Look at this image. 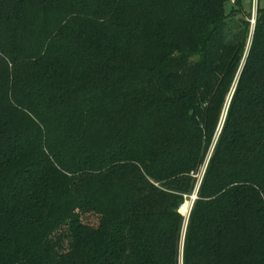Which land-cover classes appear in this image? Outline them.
Here are the masks:
<instances>
[{
    "label": "trees",
    "instance_id": "16d2710c",
    "mask_svg": "<svg viewBox=\"0 0 264 264\" xmlns=\"http://www.w3.org/2000/svg\"><path fill=\"white\" fill-rule=\"evenodd\" d=\"M243 1L0 0V264H264Z\"/></svg>",
    "mask_w": 264,
    "mask_h": 264
},
{
    "label": "rangeland",
    "instance_id": "374dc122",
    "mask_svg": "<svg viewBox=\"0 0 264 264\" xmlns=\"http://www.w3.org/2000/svg\"><path fill=\"white\" fill-rule=\"evenodd\" d=\"M258 7L264 8V0H260V1L259 0H244L243 4H242V10L240 11V13L238 14L236 19H239V20L247 19V20H249L250 24H252L251 27L254 28L253 20L256 19V14H257ZM228 10H230V7L228 8ZM255 22H256V20H255ZM249 44H250V41L248 42V48H249ZM204 172H205V169L203 171V174L199 177V183H198L197 191L199 189L201 180H202V178L204 176ZM193 196H191V198H189L186 201V203L183 205V207H185V210L182 211V209H181L182 213L184 215H186L187 217H188L189 212L191 210V206H192V203H193V199H192Z\"/></svg>",
    "mask_w": 264,
    "mask_h": 264
},
{
    "label": "water",
    "instance_id": "95a60500",
    "mask_svg": "<svg viewBox=\"0 0 264 264\" xmlns=\"http://www.w3.org/2000/svg\"><path fill=\"white\" fill-rule=\"evenodd\" d=\"M196 194H197V193H196ZM196 194L192 197V199H193V203H192V206H191V210H192V207H193L194 201L197 199V195H196ZM191 210H190V211H191Z\"/></svg>",
    "mask_w": 264,
    "mask_h": 264
},
{
    "label": "built area",
    "instance_id": "2783aa9c",
    "mask_svg": "<svg viewBox=\"0 0 264 264\" xmlns=\"http://www.w3.org/2000/svg\"><path fill=\"white\" fill-rule=\"evenodd\" d=\"M255 20H256V19L253 20V22H254V23H253V26H255V23H256ZM182 208H183V207H182ZM182 208H181V209H182ZM189 213H190V212H189Z\"/></svg>",
    "mask_w": 264,
    "mask_h": 264
},
{
    "label": "bare ground",
    "instance_id": "6f19581e",
    "mask_svg": "<svg viewBox=\"0 0 264 264\" xmlns=\"http://www.w3.org/2000/svg\"><path fill=\"white\" fill-rule=\"evenodd\" d=\"M184 210H185V207L182 208V211H184Z\"/></svg>",
    "mask_w": 264,
    "mask_h": 264
}]
</instances>
